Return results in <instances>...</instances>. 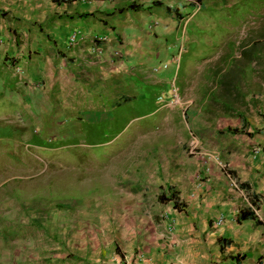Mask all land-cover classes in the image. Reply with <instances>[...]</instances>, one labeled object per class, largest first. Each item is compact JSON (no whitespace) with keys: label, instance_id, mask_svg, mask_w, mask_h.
Wrapping results in <instances>:
<instances>
[{"label":"rangeland","instance_id":"1","mask_svg":"<svg viewBox=\"0 0 264 264\" xmlns=\"http://www.w3.org/2000/svg\"><path fill=\"white\" fill-rule=\"evenodd\" d=\"M194 1L198 12L190 7ZM172 8L178 11L175 47L149 73L158 80L164 75L162 89L156 82L143 86L144 98L136 94L114 111L99 108L102 119L80 126L87 137L76 135L62 148L48 131H66L65 118L47 129L32 127L38 134L30 127L31 140L17 148L23 166L0 157V264H26L38 251L40 230L47 233L52 217L64 211L61 203L66 212L56 220L72 225L74 235L100 246L112 242L116 255L125 254L116 242L134 239L132 255L144 257L169 237L164 219L184 211L197 182L209 187L212 164L222 171L221 157L242 144L226 130L239 125L245 99L264 95V0H177ZM146 26L144 35L153 33ZM252 47V58L244 60L242 52ZM167 62V73L152 72ZM229 69L239 70L241 99L224 106L217 81ZM173 80L179 104L160 107L158 93L163 99ZM11 127L3 130L9 142ZM4 139L0 145L10 148ZM193 144L195 154L189 153ZM69 257L74 264L79 259L66 250Z\"/></svg>","mask_w":264,"mask_h":264},{"label":"crops","instance_id":"2","mask_svg":"<svg viewBox=\"0 0 264 264\" xmlns=\"http://www.w3.org/2000/svg\"><path fill=\"white\" fill-rule=\"evenodd\" d=\"M176 2L0 0V140L5 135V142L11 143L10 148L0 145V157L23 166L24 157L17 148L31 140L30 127L34 134L39 126L61 125L58 120L65 118L66 131H48L55 134L49 138L57 148H62L76 135L87 137L80 126L102 119L99 108L114 111L136 94L144 98L143 86L156 82L162 89L164 75L158 80L149 73L175 47L171 41L176 40L173 19L178 11L172 8ZM148 18L155 29L144 35L151 23ZM72 30H78L82 39L67 49L65 39ZM94 35L103 40L96 41V52H91ZM13 67L21 73L14 74ZM167 69L159 72L167 73ZM245 102V113L234 129L251 136L234 134L242 144H235L234 151L221 157L225 169L212 164V183L204 185L205 189L194 187L184 211L173 210L174 216H168L175 224L173 232L166 231L169 237L161 247L144 251L140 264H264V95ZM10 125L13 142L3 132ZM250 195L260 198L252 210L254 218L236 222L239 210L248 209ZM22 204L18 197L17 207ZM62 204L64 211L52 217L54 226L47 233L40 230L38 251L25 258L26 264H74L67 261L71 257L64 259L66 250L79 258L75 264L134 263V239L116 242L125 252L116 255L112 242L100 246L95 238L90 241L84 234L74 235L72 225L56 220L66 212ZM219 217L223 220L217 224ZM217 239H227L229 244L221 241L220 249ZM235 256L241 258L235 260Z\"/></svg>","mask_w":264,"mask_h":264},{"label":"trees","instance_id":"3","mask_svg":"<svg viewBox=\"0 0 264 264\" xmlns=\"http://www.w3.org/2000/svg\"><path fill=\"white\" fill-rule=\"evenodd\" d=\"M164 9L166 11H168L169 7L165 6ZM256 48L252 47L251 49L249 48L248 51H244L242 52V58H244V60L250 61V59L252 58L253 53L255 52ZM237 70V69H236ZM233 69H229L228 71H226L227 73L223 74L221 77H219L218 81H217V87L219 88V95L220 98H222L225 103L224 106L227 104H232L235 101H240L241 96L239 95L240 93L238 92V89L236 88V83H238L239 80V70L236 71ZM243 106H245V104L243 103ZM246 107V106H245ZM229 113V112H227ZM236 115V114H235ZM239 116V115H238ZM227 132H229L230 134L234 135H238V134H245V136L249 137L251 136V134L249 133H245L243 131V129H227ZM241 187H243V185H240ZM260 198L257 197L256 195H250L247 199V202L253 206V208H255L258 204V200ZM159 200L161 202H164V200L162 199V197L159 198ZM163 200V201H162ZM167 201L171 200L170 198H166ZM174 209H180L182 210L179 206H177L176 204L172 205ZM254 215L252 213L251 209H247V210H239L237 218H236V222H240L243 220H247V219H253ZM221 241H225V243L229 244V240L227 239H217L216 243L219 245L218 247L221 249L223 248V243ZM241 258V256H235L233 257V259H238Z\"/></svg>","mask_w":264,"mask_h":264},{"label":"built area","instance_id":"4","mask_svg":"<svg viewBox=\"0 0 264 264\" xmlns=\"http://www.w3.org/2000/svg\"><path fill=\"white\" fill-rule=\"evenodd\" d=\"M191 7L193 9L194 12H197L200 10V4L197 2V1H194V2H191ZM150 25H154L153 22H151L149 24ZM82 39V36H81V33L78 31V30H72L68 33V35L66 36V39H65V46L67 49H71V48H74L78 45V43L81 41ZM99 40H103V38L97 36V35H94L92 37V45H91V52H96V41H99ZM168 65V62L163 64L161 67H157V68H153L152 69V72H157L161 69H165ZM13 73L14 74H19L21 73L20 71V68L18 67H13ZM165 93H167V95L165 96L164 94V98L162 99V97L159 96L157 97L158 99V103L161 104L162 106H167V105H176L178 102H179V97L177 95V88L174 87L173 83H171L170 87L168 89L165 90ZM162 95V94H161ZM48 140H51V139H48ZM196 144H193L191 145L192 147L189 149V153L191 154H195V146ZM199 186H202V183L201 182H197L196 183V186L195 187H199ZM233 188H237V185L235 183H232L231 185ZM248 204V207L250 209H252V206ZM223 220L222 217H219L216 221L217 224L221 223V221ZM164 225H165V228H166V231L171 233L173 232L174 230V221L172 218L170 217H166L164 219ZM142 258L143 256L141 254H137L135 256V259H134V263L133 264H140V262H142Z\"/></svg>","mask_w":264,"mask_h":264},{"label":"clouds","instance_id":"5","mask_svg":"<svg viewBox=\"0 0 264 264\" xmlns=\"http://www.w3.org/2000/svg\"><path fill=\"white\" fill-rule=\"evenodd\" d=\"M198 2V1H197ZM199 3V2H198ZM200 4V3H199ZM190 7H191V4H190ZM192 8V7H191ZM198 12V11H197ZM151 22V21H150ZM148 26H149V24H148ZM154 26V25H153ZM150 27V26H149ZM174 78H175V76H174ZM172 83L174 84V80L172 81ZM165 89H163L162 91H164ZM160 94V92L158 93V95ZM177 94H178V91H177ZM157 99V98H156ZM179 100H180V98H179ZM177 104H179V102L177 103ZM176 104V105H177ZM162 105L160 104V107H161ZM167 106H175V105H167ZM51 139H53V138H51ZM232 185V184H231ZM232 187V186H231ZM260 200V199H259ZM258 200V201H259ZM248 203V202H247ZM249 208V207H248ZM250 209V208H249ZM254 208H253V206H252V209L251 210H253Z\"/></svg>","mask_w":264,"mask_h":264}]
</instances>
